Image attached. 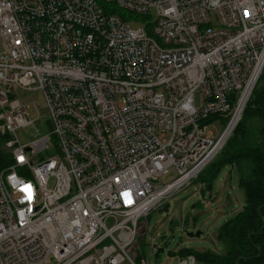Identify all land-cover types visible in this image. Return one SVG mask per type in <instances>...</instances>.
<instances>
[{
	"label": "built area",
	"instance_id": "2783aa9c",
	"mask_svg": "<svg viewBox=\"0 0 264 264\" xmlns=\"http://www.w3.org/2000/svg\"><path fill=\"white\" fill-rule=\"evenodd\" d=\"M103 3L154 9L152 34ZM263 70L264 0H0V264H147L141 218L216 157Z\"/></svg>",
	"mask_w": 264,
	"mask_h": 264
},
{
	"label": "rangeland",
	"instance_id": "374dc122",
	"mask_svg": "<svg viewBox=\"0 0 264 264\" xmlns=\"http://www.w3.org/2000/svg\"><path fill=\"white\" fill-rule=\"evenodd\" d=\"M103 7L122 16L127 22H133V27L149 25V33L152 34V25L157 18L153 9L151 17L135 18L130 11L119 8L114 3H103ZM214 19V26L218 24ZM21 102L30 104L32 118H36L32 103L44 104V99L39 91L18 90L16 93ZM199 95H196L198 101ZM47 110H41L42 123L48 119ZM36 124V125H37ZM211 129L218 136L225 126V120L217 119L211 124ZM260 123L251 121V129L256 134ZM47 127V126H46ZM47 129L41 128V134ZM19 135L23 140L34 139L39 136L33 128L22 129ZM170 177V176H169ZM169 177L165 179L168 180ZM197 179L189 182L179 192L171 196L167 203L168 211L160 212V209L152 210L147 216H143L139 224V236L133 245L132 253L138 259L146 260L147 264H205L197 262L193 256H187L186 250L223 252L224 243L216 237L218 228L225 221L233 218L245 205V192L239 187V173L236 168L226 166L221 169L211 186ZM200 232V236H189L188 233Z\"/></svg>",
	"mask_w": 264,
	"mask_h": 264
},
{
	"label": "trees",
	"instance_id": "16d2710c",
	"mask_svg": "<svg viewBox=\"0 0 264 264\" xmlns=\"http://www.w3.org/2000/svg\"><path fill=\"white\" fill-rule=\"evenodd\" d=\"M253 120L260 123L256 134L250 127ZM5 153L0 137V168L4 166ZM226 166L238 170L245 205L217 230L216 237L224 243L225 250H186V255L205 264H264V70L233 133L199 174V180L211 186Z\"/></svg>",
	"mask_w": 264,
	"mask_h": 264
},
{
	"label": "water",
	"instance_id": "95a60500",
	"mask_svg": "<svg viewBox=\"0 0 264 264\" xmlns=\"http://www.w3.org/2000/svg\"><path fill=\"white\" fill-rule=\"evenodd\" d=\"M168 208H169V204L168 203H166L165 205H164V207L162 208V209H160V212H166V211H168ZM189 234V236H200V232H196V233H194V232H191V233H188Z\"/></svg>",
	"mask_w": 264,
	"mask_h": 264
},
{
	"label": "snow or ice",
	"instance_id": "6c2138e0",
	"mask_svg": "<svg viewBox=\"0 0 264 264\" xmlns=\"http://www.w3.org/2000/svg\"><path fill=\"white\" fill-rule=\"evenodd\" d=\"M22 190L27 191V189H22Z\"/></svg>",
	"mask_w": 264,
	"mask_h": 264
}]
</instances>
